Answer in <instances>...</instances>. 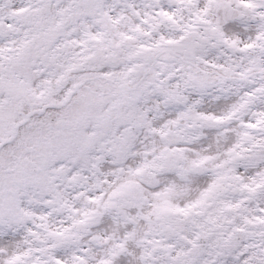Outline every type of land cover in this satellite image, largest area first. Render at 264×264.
I'll list each match as a JSON object with an SVG mask.
<instances>
[{
  "label": "snow or ice",
  "instance_id": "snow-or-ice-1",
  "mask_svg": "<svg viewBox=\"0 0 264 264\" xmlns=\"http://www.w3.org/2000/svg\"><path fill=\"white\" fill-rule=\"evenodd\" d=\"M0 264H264V0H0Z\"/></svg>",
  "mask_w": 264,
  "mask_h": 264
}]
</instances>
